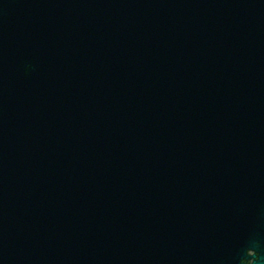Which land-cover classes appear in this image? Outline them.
Masks as SVG:
<instances>
[{"label": "water", "instance_id": "95a60500", "mask_svg": "<svg viewBox=\"0 0 264 264\" xmlns=\"http://www.w3.org/2000/svg\"><path fill=\"white\" fill-rule=\"evenodd\" d=\"M264 264V0H0V264Z\"/></svg>", "mask_w": 264, "mask_h": 264}, {"label": "flooded vegetation", "instance_id": "af4514ba", "mask_svg": "<svg viewBox=\"0 0 264 264\" xmlns=\"http://www.w3.org/2000/svg\"><path fill=\"white\" fill-rule=\"evenodd\" d=\"M247 255L250 258L243 260L242 261L243 264H253L258 259V253H255V251H248Z\"/></svg>", "mask_w": 264, "mask_h": 264}]
</instances>
